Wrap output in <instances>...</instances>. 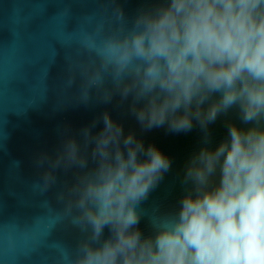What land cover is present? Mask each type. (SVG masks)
Wrapping results in <instances>:
<instances>
[{"label": "clouds", "instance_id": "9594fccd", "mask_svg": "<svg viewBox=\"0 0 264 264\" xmlns=\"http://www.w3.org/2000/svg\"><path fill=\"white\" fill-rule=\"evenodd\" d=\"M87 46L142 129L207 130L231 109L240 124L215 145L205 138L177 206L147 233L137 205L171 167L155 145L105 112L99 131L93 122L82 141L67 138L55 158L41 157L43 189L55 169L81 171L69 207L89 235L71 264H264V0H153L130 30Z\"/></svg>", "mask_w": 264, "mask_h": 264}, {"label": "water", "instance_id": "95a60500", "mask_svg": "<svg viewBox=\"0 0 264 264\" xmlns=\"http://www.w3.org/2000/svg\"><path fill=\"white\" fill-rule=\"evenodd\" d=\"M153 0H0V264H71L89 232L77 223L72 192L81 171L54 170L42 188L48 165L65 139L82 141V130L105 112L145 145L171 160L170 169L137 205L139 228L173 210L184 194L185 168L205 143L224 138L229 123L240 124L235 109L208 125L174 133L166 127L142 129L114 90L112 69L97 47L113 34L130 30L141 9ZM100 80L89 84V78ZM112 92L111 98L105 96ZM86 93V95H85ZM40 186V187H38ZM107 235V229H105ZM14 241L9 244V239ZM67 257V260H65Z\"/></svg>", "mask_w": 264, "mask_h": 264}]
</instances>
